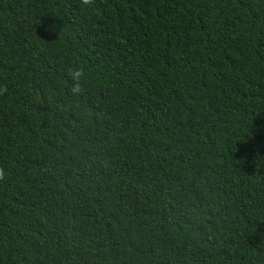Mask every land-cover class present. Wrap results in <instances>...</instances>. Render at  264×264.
<instances>
[{
	"label": "trees",
	"instance_id": "16d2710c",
	"mask_svg": "<svg viewBox=\"0 0 264 264\" xmlns=\"http://www.w3.org/2000/svg\"><path fill=\"white\" fill-rule=\"evenodd\" d=\"M0 264H264V0H0Z\"/></svg>",
	"mask_w": 264,
	"mask_h": 264
}]
</instances>
